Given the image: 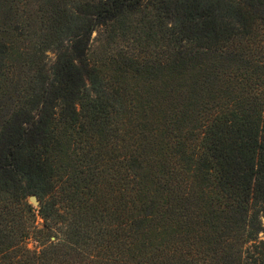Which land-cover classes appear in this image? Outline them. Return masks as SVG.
I'll return each instance as SVG.
<instances>
[{"label":"trees","instance_id":"16d2710c","mask_svg":"<svg viewBox=\"0 0 264 264\" xmlns=\"http://www.w3.org/2000/svg\"><path fill=\"white\" fill-rule=\"evenodd\" d=\"M0 264H264V0H0Z\"/></svg>","mask_w":264,"mask_h":264},{"label":"rangeland","instance_id":"374dc122","mask_svg":"<svg viewBox=\"0 0 264 264\" xmlns=\"http://www.w3.org/2000/svg\"><path fill=\"white\" fill-rule=\"evenodd\" d=\"M94 36H95V35H94ZM48 61H49L50 63H53V62L55 61V54H54L53 52H49V53H48ZM108 159H110L109 156H108ZM109 161H111V160H109ZM29 198H30V197H29ZM29 198L27 199L28 203L31 204L34 208H38V207L34 206V205L29 201ZM40 222H41V221H39V223H40ZM29 246H30V248H33L32 244H29Z\"/></svg>","mask_w":264,"mask_h":264},{"label":"water","instance_id":"95a60500","mask_svg":"<svg viewBox=\"0 0 264 264\" xmlns=\"http://www.w3.org/2000/svg\"><path fill=\"white\" fill-rule=\"evenodd\" d=\"M29 201L36 207L40 206V202H39V200H38L36 195L30 196Z\"/></svg>","mask_w":264,"mask_h":264}]
</instances>
